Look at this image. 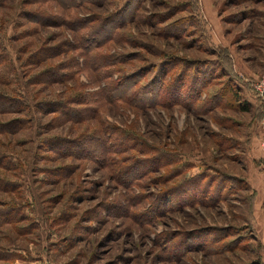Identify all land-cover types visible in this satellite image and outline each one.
Here are the masks:
<instances>
[{
    "label": "rangeland",
    "instance_id": "1",
    "mask_svg": "<svg viewBox=\"0 0 264 264\" xmlns=\"http://www.w3.org/2000/svg\"><path fill=\"white\" fill-rule=\"evenodd\" d=\"M263 71L264 0H0V264H264Z\"/></svg>",
    "mask_w": 264,
    "mask_h": 264
},
{
    "label": "built area",
    "instance_id": "2",
    "mask_svg": "<svg viewBox=\"0 0 264 264\" xmlns=\"http://www.w3.org/2000/svg\"><path fill=\"white\" fill-rule=\"evenodd\" d=\"M259 104H262L263 106V112H264V71L261 74V76H259V78H257L254 82H253V87H252ZM260 147H261V151H262V155L264 158V136L263 139L260 143Z\"/></svg>",
    "mask_w": 264,
    "mask_h": 264
},
{
    "label": "trees",
    "instance_id": "3",
    "mask_svg": "<svg viewBox=\"0 0 264 264\" xmlns=\"http://www.w3.org/2000/svg\"><path fill=\"white\" fill-rule=\"evenodd\" d=\"M0 104H4L3 99H0ZM243 108H244V110H246L247 106L243 104ZM254 111L257 112V117H258V115H259V117L260 116L262 117V115L264 114L262 104L257 105V107H255ZM250 200L251 201L253 200V195L250 197Z\"/></svg>",
    "mask_w": 264,
    "mask_h": 264
},
{
    "label": "crops",
    "instance_id": "4",
    "mask_svg": "<svg viewBox=\"0 0 264 264\" xmlns=\"http://www.w3.org/2000/svg\"><path fill=\"white\" fill-rule=\"evenodd\" d=\"M262 223V222H261Z\"/></svg>",
    "mask_w": 264,
    "mask_h": 264
}]
</instances>
